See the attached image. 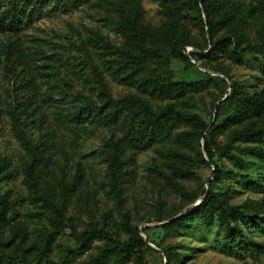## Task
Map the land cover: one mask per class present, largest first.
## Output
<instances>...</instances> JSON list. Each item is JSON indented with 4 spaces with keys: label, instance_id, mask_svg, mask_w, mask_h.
I'll list each match as a JSON object with an SVG mask.
<instances>
[{
    "label": "rangeland",
    "instance_id": "374dc122",
    "mask_svg": "<svg viewBox=\"0 0 264 264\" xmlns=\"http://www.w3.org/2000/svg\"><path fill=\"white\" fill-rule=\"evenodd\" d=\"M238 1L252 10L244 28L248 39H261L264 0ZM9 2L0 0V14ZM167 2L40 1L14 28L0 29V196L8 204L0 225L1 256L28 251L30 264H35L34 253L47 249L50 264H82L98 253L104 241L93 239L85 249L76 236L96 228L119 241L135 234L142 238L144 243L136 245L124 264H264V193L245 181L248 177L264 184V160L245 150L264 149V143L232 141L230 150L242 158V165L217 152L248 120L218 128L213 135L196 133L191 144L176 135L193 127L174 124L164 139L126 151L127 176L115 187L109 144L123 134L122 120L136 107L196 112L209 124V132L231 118L233 92L264 89V46L239 59L221 55L192 60L198 66L189 69L162 50L127 82L114 78L116 48L124 41L117 22L139 9L144 23L157 29L169 23L164 13ZM181 22H186L190 41H202L198 26ZM185 50L197 49L190 44ZM147 77L207 84L201 91L164 96L144 89ZM83 107L90 115L79 116ZM98 111L101 116H94ZM205 136L213 151L212 163L203 150ZM182 164L190 172L184 177L172 174L171 167ZM207 191L223 193L228 203L249 215L248 224L240 227L249 244L244 251L234 253L224 246V225L215 212L207 220L193 215L176 231L162 226L171 215L191 211ZM159 216L165 219L158 221ZM169 246L175 253L167 259L162 248ZM138 253L140 263L135 259Z\"/></svg>",
    "mask_w": 264,
    "mask_h": 264
},
{
    "label": "trees",
    "instance_id": "16d2710c",
    "mask_svg": "<svg viewBox=\"0 0 264 264\" xmlns=\"http://www.w3.org/2000/svg\"><path fill=\"white\" fill-rule=\"evenodd\" d=\"M40 1L47 0H10L9 7L0 14V29L6 30L14 28L19 20L27 13L33 11ZM57 3H64L65 0H52ZM75 4H82L89 0H71ZM252 12L248 6H243L238 0H168L164 5V13L168 16L169 23L157 29H151L144 23L142 11L136 9L132 15L117 22V26L123 36V45L116 48L117 58L112 66L113 77L127 82L135 73L140 72L146 66V60L150 57L160 55L162 50H168L172 56L180 59L184 63L185 69L194 67L195 61L202 58L216 59L221 55H226L234 59H239L242 54L264 46V37L251 41L244 32L247 24V13ZM198 26L204 35L202 41L189 40V30L186 22ZM219 32H222L219 34ZM194 46L197 50L186 52L187 45ZM192 60H195L192 62ZM198 66V65H197ZM215 72H222L220 69H213ZM98 77V76H97ZM100 80V79H99ZM101 84L103 82H100ZM206 81L198 80L193 82L164 81L147 77L143 80L144 89H149L152 93L164 96H181L188 92L201 91L206 88ZM235 104V110L231 118L221 125L214 126L209 132V124L196 112H185L179 108L169 107L159 112L154 111L150 106L142 104L136 107L132 114L123 121V134L109 144V170L116 185L127 176V150H141L149 147L153 142L162 140L170 132L174 124H189L191 130L180 132L176 137L180 140L192 143L195 134L200 135L207 132L213 135L218 128H228L235 123L248 120V123L237 132L228 135L225 145L217 148L218 156L226 157L237 165H242L243 160L230 150L231 143L235 139H240L252 143H264V89L258 93L241 94L233 92L230 98ZM90 115V111L82 108L80 114ZM101 116L100 111L93 114ZM100 118V117H99ZM257 123L261 125H257ZM203 150L212 163L213 151L210 142L206 139ZM246 152L253 157L264 160V149L258 146H247ZM185 161L191 160V156L179 153ZM205 162V158L200 156ZM185 163V162H184ZM187 163V162H186ZM172 174L181 177L190 172L189 167L173 165ZM167 179L172 180L169 175ZM246 183L259 192L264 193V184H260L245 177ZM32 184L34 183L31 181ZM200 203L191 211L176 216L162 223V226L169 231H176L185 226L191 216L199 215L204 219H210L215 212L220 222L224 225L223 242L230 252L239 253L245 250L247 238L243 235L241 224H248L247 215L239 205L228 203L223 193L207 191ZM7 200L0 196V225L6 220ZM170 216V217H171ZM164 216L157 217L158 221L164 220ZM64 227V226H63ZM80 247L87 249L93 239L103 240L98 253L82 264H124L133 254L136 245L143 242L142 238L135 234L125 241H119L102 230L91 228L76 236ZM233 239L237 243H233ZM173 246L164 247L162 251L167 259L174 255ZM139 251V250H138ZM35 264H50V257L47 249H42L40 253H34ZM31 253L23 251L9 256L0 255V264H30ZM135 259L141 262V254H136Z\"/></svg>",
    "mask_w": 264,
    "mask_h": 264
},
{
    "label": "water",
    "instance_id": "95a60500",
    "mask_svg": "<svg viewBox=\"0 0 264 264\" xmlns=\"http://www.w3.org/2000/svg\"><path fill=\"white\" fill-rule=\"evenodd\" d=\"M192 62H194V61H192ZM179 216V215H178Z\"/></svg>",
    "mask_w": 264,
    "mask_h": 264
}]
</instances>
